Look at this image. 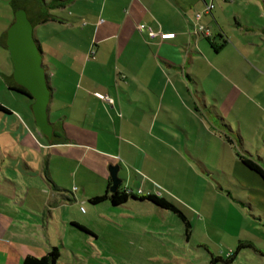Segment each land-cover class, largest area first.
<instances>
[{"label": "crops", "instance_id": "0c3cea01", "mask_svg": "<svg viewBox=\"0 0 264 264\" xmlns=\"http://www.w3.org/2000/svg\"><path fill=\"white\" fill-rule=\"evenodd\" d=\"M5 1L3 8L9 5L12 13L15 7L26 9L34 36L39 27L55 28V36L46 42L50 55L35 36L52 87V137L40 133L35 118H21L16 108L0 101L11 110L5 112L9 119H1V129L23 145L8 161L0 151V172L4 169L11 181L16 179L14 184L0 183V264H24L27 255L41 257L54 246L60 248V242L64 246L67 236L82 239L72 231L81 229L75 223L94 232L92 214L81 207L86 186L71 191L62 170L65 175L84 171L82 180L107 189L109 166L123 169L124 161H130L127 154L157 148L154 157L165 158L169 120L178 113L175 103L205 126L219 123L225 129L220 136L232 146L242 143L244 153L242 128L233 130L224 110L243 118L248 134L264 132V0ZM209 3L214 8L206 13ZM10 15L0 31L1 46L15 18ZM140 24L175 35L150 38ZM10 74L1 73L5 79ZM11 84L6 80L9 89ZM206 86L216 94V103H207ZM201 106L206 114H200ZM218 112L223 115L215 119ZM38 134L48 142H41V150H29ZM123 181L122 188L129 189ZM74 183L78 185L76 178ZM103 193L85 195L90 201ZM62 258L61 251L58 264H78Z\"/></svg>", "mask_w": 264, "mask_h": 264}, {"label": "rangeland", "instance_id": "374dc122", "mask_svg": "<svg viewBox=\"0 0 264 264\" xmlns=\"http://www.w3.org/2000/svg\"><path fill=\"white\" fill-rule=\"evenodd\" d=\"M5 4V0H0V31L8 24L10 14L15 16L9 5L7 9L3 8ZM52 35L55 36V28L35 29V36L45 42L49 55L53 51L46 42ZM12 65L8 49L0 45V101L16 108L21 118L30 115L33 120V99L9 89L6 80L13 82V79L1 75L6 70L10 74ZM206 91L207 103H216V94L211 93L208 86ZM175 104L178 113L174 112L177 115L169 120L172 126L167 130L166 157L161 158L158 154L154 157L157 148L151 149L153 153H138L133 157L127 154L130 161H124L119 176L124 179L123 185L134 192H139V187L150 190L180 207L192 225L189 238H186L183 221L173 211L152 201L131 197L117 206L107 200L94 204L85 194L97 190L105 192L106 188L101 189L89 179L82 180L87 177L84 171L65 175L66 170H62L60 176L67 177L71 191L86 186L88 191L80 195L85 196L81 207L92 214L90 225L95 230L90 241L88 233L71 227L82 239L77 241L67 236L64 246L60 242L63 261L75 262L76 259L78 264H211L212 255L227 256L242 245L231 262L215 261V264H264V184L259 175L237 156V152L244 153L240 147L242 143L233 142L234 148L225 135L220 136V131L225 129L220 128L219 123H206L205 126L201 119L197 122L198 119L189 116L185 108H179V103ZM201 108L200 114H206L207 109ZM223 113H214L213 117L219 119L218 114H222L236 131L241 126L248 152L244 154L264 166V132L250 135L243 118L231 111L224 110ZM4 118L9 119V116L0 110V121ZM1 126L0 123V151L8 161L11 154L23 149V145ZM34 140L29 150H41V142H48L39 134ZM4 171L0 172V183L14 184L16 179L11 181ZM47 179L50 184V178ZM73 251L78 252L76 257Z\"/></svg>", "mask_w": 264, "mask_h": 264}, {"label": "water", "instance_id": "95a60500", "mask_svg": "<svg viewBox=\"0 0 264 264\" xmlns=\"http://www.w3.org/2000/svg\"><path fill=\"white\" fill-rule=\"evenodd\" d=\"M6 45L13 62V77L25 87L33 99L32 112L41 134L51 138L53 125L49 120L48 108L51 99L43 53L34 36V25L25 8L19 7L14 21L7 29ZM119 165H110L111 192L117 191L123 179L119 176Z\"/></svg>", "mask_w": 264, "mask_h": 264}, {"label": "trees", "instance_id": "16d2710c", "mask_svg": "<svg viewBox=\"0 0 264 264\" xmlns=\"http://www.w3.org/2000/svg\"><path fill=\"white\" fill-rule=\"evenodd\" d=\"M18 8L19 7H15L14 11L16 12V10ZM6 35H7V31L4 34V46L7 48ZM10 77L13 79V82L10 85V88L12 90L20 92L21 94H24V95L32 98L31 95L29 94L28 90L15 81V79L13 77V71H12ZM48 78H49V75H48ZM48 82H49V79H48ZM49 87L52 88L50 85H49ZM0 110H2L4 112H11L10 109L5 107L1 103H0ZM237 154L239 156V159L243 162V164H245L248 168H250L257 175H259V177L261 178V180L264 184V166L261 165L258 161L254 160L253 158L247 157L240 152H237ZM49 180L52 182L51 179H49ZM111 184H112V180L110 179L106 191L103 194L92 196L90 198V201L92 203L96 204V203H100V202L105 201V200H109L113 205H122L130 197L134 198V199H138V200L152 201L153 203H155L156 205H158L161 208L169 209V210L173 211L184 223L186 238L188 239L189 236L191 235L192 225H191L189 218L183 212V210L180 207H178L174 202H172V201L168 200L166 197H164L160 194L154 193V192L141 193L140 191L134 192L131 189H124V188H122V184L119 186L117 191L111 192L109 190ZM75 224L79 228H81L82 230L93 234V232L91 230H89V229H87V228H85V227H83L77 223H75ZM241 247H242V245L239 246L236 250L231 251L227 256H222V255L214 256V255H212L211 264H215V261H223V262H227V263L231 262L233 260V258L235 257V255H237L238 250H240ZM60 257H61L60 248L58 246H54L47 254H45L41 257H37V256H33V255H27L24 258V264H58Z\"/></svg>", "mask_w": 264, "mask_h": 264}, {"label": "built area", "instance_id": "2783aa9c", "mask_svg": "<svg viewBox=\"0 0 264 264\" xmlns=\"http://www.w3.org/2000/svg\"><path fill=\"white\" fill-rule=\"evenodd\" d=\"M213 8H214V3H209V4H207L206 8L204 9V12L209 13L212 11ZM201 15H202V12H198L196 14V17L200 18ZM138 27L142 32L148 30V35L150 38L160 37L161 39H163V38H167V37H174V35H175V33L157 32L151 28H146V26L144 24H140ZM202 28H203L202 26L199 27V30H202ZM108 100H109V97H108Z\"/></svg>", "mask_w": 264, "mask_h": 264}]
</instances>
